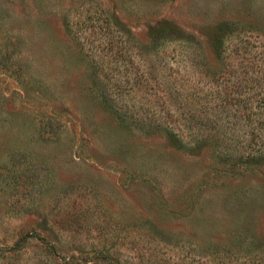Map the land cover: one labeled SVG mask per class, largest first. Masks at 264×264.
<instances>
[{"label":"rangeland","instance_id":"obj_1","mask_svg":"<svg viewBox=\"0 0 264 264\" xmlns=\"http://www.w3.org/2000/svg\"><path fill=\"white\" fill-rule=\"evenodd\" d=\"M0 264H264V0H0Z\"/></svg>","mask_w":264,"mask_h":264},{"label":"trees","instance_id":"obj_2","mask_svg":"<svg viewBox=\"0 0 264 264\" xmlns=\"http://www.w3.org/2000/svg\"><path fill=\"white\" fill-rule=\"evenodd\" d=\"M215 46V45H214Z\"/></svg>","mask_w":264,"mask_h":264}]
</instances>
